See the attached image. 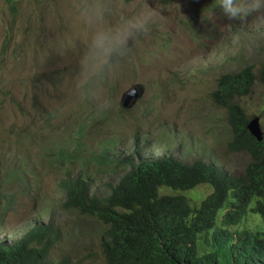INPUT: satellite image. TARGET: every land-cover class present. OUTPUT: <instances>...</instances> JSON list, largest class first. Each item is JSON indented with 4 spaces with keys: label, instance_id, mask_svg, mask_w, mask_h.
<instances>
[{
    "label": "rangeland",
    "instance_id": "obj_1",
    "mask_svg": "<svg viewBox=\"0 0 264 264\" xmlns=\"http://www.w3.org/2000/svg\"><path fill=\"white\" fill-rule=\"evenodd\" d=\"M100 0H0V242L11 243L29 227L49 224L52 264H104L100 240L107 226L98 218L63 207L61 182H87L88 195L104 198L110 186L141 160L161 156L186 163L201 159L239 175L249 161L231 151L226 112L210 96L216 79L264 58V10L246 21L229 20L219 0H107L109 23L152 10L150 31L102 83L81 77L89 29L87 11ZM104 23H107L105 21ZM141 87L129 106L124 92ZM248 118L258 116L264 136V85L256 80L237 99ZM211 189L203 183L184 194L194 206ZM229 200L219 210L217 222ZM8 208V209H6ZM231 230H264L249 211ZM200 234L198 252L211 247Z\"/></svg>",
    "mask_w": 264,
    "mask_h": 264
},
{
    "label": "trees",
    "instance_id": "obj_2",
    "mask_svg": "<svg viewBox=\"0 0 264 264\" xmlns=\"http://www.w3.org/2000/svg\"><path fill=\"white\" fill-rule=\"evenodd\" d=\"M4 1L15 11V0ZM256 80L264 85V58L257 70L245 65L222 73L210 93L213 103L226 112L232 133L229 149L249 156L241 174L201 159L184 163L168 155L133 164L104 198L89 196L81 178L67 176L61 182L65 208L107 226L100 240L104 264H264V230L229 228L249 211L264 221V137L258 142L249 134L248 116L237 102ZM203 183L212 189L194 206L183 194L159 193L160 186L187 190ZM10 197L1 193V212ZM228 200L218 223V212ZM200 234L210 236L211 248L202 253ZM50 235L49 226L38 225L12 244L0 243V264H51L46 259L54 241Z\"/></svg>",
    "mask_w": 264,
    "mask_h": 264
},
{
    "label": "clouds",
    "instance_id": "obj_3",
    "mask_svg": "<svg viewBox=\"0 0 264 264\" xmlns=\"http://www.w3.org/2000/svg\"><path fill=\"white\" fill-rule=\"evenodd\" d=\"M218 6L229 20L243 22L253 13H259L261 10H264V0H219ZM78 10L81 20L89 29V37L80 61L81 77L89 84L99 85L106 76L117 69L120 60L128 54L130 51V41L135 43L140 35H147L149 33L152 10L149 9L148 11L125 17L117 23L108 22L109 18L113 16L115 8L114 3H108L107 0H100L98 3H93L89 6L87 11L81 9L78 4ZM105 21H107V23H104ZM209 187L212 189L210 184ZM38 225L49 226L51 231L50 236H53L51 225L36 224L26 229L19 238L28 234L33 227ZM19 238L13 242L17 241ZM13 242L0 243L9 245ZM53 243L54 241L51 242L46 258L47 260Z\"/></svg>",
    "mask_w": 264,
    "mask_h": 264
},
{
    "label": "water",
    "instance_id": "obj_4",
    "mask_svg": "<svg viewBox=\"0 0 264 264\" xmlns=\"http://www.w3.org/2000/svg\"><path fill=\"white\" fill-rule=\"evenodd\" d=\"M140 94L141 89L138 85L130 87L124 92L122 96V106L127 107L131 105L140 96ZM246 129L248 130L249 134L254 137L258 142H261L263 140V134L258 116H254L248 119L246 123Z\"/></svg>",
    "mask_w": 264,
    "mask_h": 264
}]
</instances>
